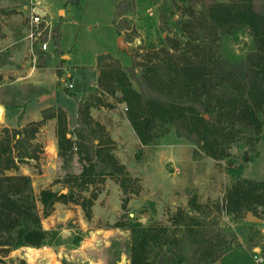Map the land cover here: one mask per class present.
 Instances as JSON below:
<instances>
[{
	"label": "rangeland",
	"instance_id": "obj_1",
	"mask_svg": "<svg viewBox=\"0 0 264 264\" xmlns=\"http://www.w3.org/2000/svg\"><path fill=\"white\" fill-rule=\"evenodd\" d=\"M66 1L0 0V103L8 106L5 123L11 128L17 127L19 120L30 123L49 107L65 112V133L71 148L59 156L56 119L45 120L31 141L35 159L18 164V173L30 176L37 199L41 191L51 190L48 188L53 192L65 190L69 197L58 202L74 211L78 208L82 217L78 220L73 216L45 229L57 235L49 245L37 248L41 256L34 262H27L28 247H23L0 254V264H106L115 259L116 247L110 250L108 246L116 241L123 252L131 243L136 223L148 228L147 249L150 259H156L167 256L166 238L183 236L186 215L211 226L208 242L200 247L202 258H209L221 247L225 252L213 264H262L264 198L255 202L257 198L247 196L241 201L246 205L237 207L233 202L229 212L227 196L235 185L246 189L249 184L264 182V107L258 113L260 132L244 130L234 143L223 145V158H214L198 145L178 137L171 126L163 134L157 127L158 138L143 145L127 119L120 91L110 94L95 86L97 73L125 71L134 59H144L146 49L158 50L161 37L166 36L176 38L181 47L188 38L198 36L205 47H216L218 52L231 50L243 57L252 49L248 29L227 38L198 30L191 33L189 28L183 35L177 33L169 16L174 13L175 18H186L183 12L189 6L200 11L202 5L195 0L189 4L133 0V8L117 18L116 25L113 16L118 0H79L77 5ZM32 8L46 12L33 28L35 58L29 52L27 39ZM118 36L127 44L126 52L117 47ZM43 43L47 45L44 51L39 48ZM107 76L104 83L116 87L118 77ZM93 93L97 97L88 100L91 107L84 116L101 155L88 163L75 136L76 100L87 99ZM49 140L52 145L48 144L46 150ZM81 205L89 216H85ZM36 208L42 217L38 200ZM247 212L261 222H246ZM46 224L47 218L42 217V228ZM82 237H88L87 247L81 246ZM193 250L187 253L196 260L199 255H193ZM128 263L123 252L116 264Z\"/></svg>",
	"mask_w": 264,
	"mask_h": 264
},
{
	"label": "trees",
	"instance_id": "obj_2",
	"mask_svg": "<svg viewBox=\"0 0 264 264\" xmlns=\"http://www.w3.org/2000/svg\"><path fill=\"white\" fill-rule=\"evenodd\" d=\"M176 1L190 3V0ZM197 1L202 5L200 11L195 12L189 6V10L183 12L186 18H175L174 13L169 16L177 33L182 32L183 35L189 28L191 33L198 30L212 36L222 34L227 38L246 28L252 49L241 57L231 50L218 52L216 47L215 50L205 47L198 36L186 38L182 47L176 38L161 37L158 50L146 49L142 56L144 59L140 62L134 59L133 65L125 71L99 72L96 86L101 92L109 91L110 94L116 89L120 91L127 119L143 145L158 138L157 127L163 134L167 132V126H171L178 137L198 145L214 158H223V145L234 143L235 137L244 130L260 132L258 113L264 107V0L262 3L261 0L194 2ZM78 3L79 0L66 1L70 5ZM132 8L133 0H118L113 23L116 25V19ZM116 31H119L117 26ZM114 74L118 77L115 79L116 87L115 84H105L104 78L106 80L107 75L112 77ZM96 95L93 93L87 99L76 100L75 136L81 154L84 153L83 159L88 163L101 155L100 145L91 138L84 116L91 107L88 100ZM96 100L98 105H102L99 99ZM47 110L49 113L46 115ZM50 119L57 122L58 154L62 156L67 148H71V142L65 133L66 114L60 108H47L35 122L22 127H3L0 131V254L23 247L41 248L49 245L57 235L54 230L42 228L41 218L50 215L56 202L67 200L69 193L43 190L37 199L30 176L18 173V164L26 159H35L33 150H30L31 141L43 122ZM97 166L102 168L100 164ZM242 188L235 185L228 192L229 212L233 202L237 207L246 205L241 201L247 196L257 198L255 202L264 198V182ZM37 200L42 205V217L36 208ZM81 207L85 216H89L87 209L83 205ZM183 220V236L166 238L167 256L160 255L156 259H150L147 249L148 228L134 224L131 243H127L123 251L127 254L128 264H213L223 255L225 250L218 247L209 258H202L200 247L208 242L211 226L196 216L186 215ZM118 245L112 241L108 246L110 250L116 247L115 259L106 264L118 262L123 253ZM194 248L193 255H199L196 260L187 253Z\"/></svg>",
	"mask_w": 264,
	"mask_h": 264
},
{
	"label": "crops",
	"instance_id": "obj_3",
	"mask_svg": "<svg viewBox=\"0 0 264 264\" xmlns=\"http://www.w3.org/2000/svg\"><path fill=\"white\" fill-rule=\"evenodd\" d=\"M44 14H46V12H44ZM97 76H98V73H97ZM93 88H91V90ZM0 107L2 108L0 129H2L3 127L11 128L5 123V119H6L5 118V113H6L5 109L8 108V106L7 105H3V104L0 103ZM40 113H41V111H40ZM40 115L41 114L38 115L37 119H35L33 121H30V122H35V121L39 120L40 119ZM66 121H67V116H66ZM27 123H29V122H25V121H20L19 120L18 126L22 127V126H24ZM48 144L52 145L50 140L45 143V149L46 150L48 148ZM48 189H51V191H54L53 188H48ZM93 214H94V212H93ZM73 216H76V218L78 220H80V218L82 217V215L80 214L78 208L74 211L68 205H65L64 203L56 202L53 205V209H52L50 215L46 217L47 218V224H46V226H43V229H49L51 227H54L56 223H61L64 220L71 219ZM88 241H89L88 237H82V239L80 241L81 242V246L84 247L85 245H87V243H89ZM85 247H87V246H85Z\"/></svg>",
	"mask_w": 264,
	"mask_h": 264
},
{
	"label": "built area",
	"instance_id": "obj_4",
	"mask_svg": "<svg viewBox=\"0 0 264 264\" xmlns=\"http://www.w3.org/2000/svg\"><path fill=\"white\" fill-rule=\"evenodd\" d=\"M36 10H40V11H44L41 8H32L30 16H29V26L31 28L30 33L27 35V39H29V52L30 54L34 57V44L36 41V37H35V32L33 31V28H36L42 21V19L44 18V15H41L39 12H37ZM41 50H46L47 45L45 43L41 44V46L39 47ZM35 58V57H34ZM71 84L68 85V88H71Z\"/></svg>",
	"mask_w": 264,
	"mask_h": 264
},
{
	"label": "water",
	"instance_id": "obj_5",
	"mask_svg": "<svg viewBox=\"0 0 264 264\" xmlns=\"http://www.w3.org/2000/svg\"><path fill=\"white\" fill-rule=\"evenodd\" d=\"M37 12H39L41 15H44V12L40 11V10H36ZM63 10L59 11V14L62 12ZM117 47L120 50H124L125 52L127 51V44L124 42V39L122 36H118L117 37ZM1 114H2V108L0 107V121H1ZM206 117V116H205ZM63 194L65 193V190H63L62 192ZM245 221L249 222V223H260L261 219L258 218L257 216H255L252 212H247L245 215Z\"/></svg>",
	"mask_w": 264,
	"mask_h": 264
},
{
	"label": "bare ground",
	"instance_id": "obj_6",
	"mask_svg": "<svg viewBox=\"0 0 264 264\" xmlns=\"http://www.w3.org/2000/svg\"><path fill=\"white\" fill-rule=\"evenodd\" d=\"M40 256H41V252L39 251V249L31 248V247L27 248V253H26L27 262L32 263L36 259H38V257H40Z\"/></svg>",
	"mask_w": 264,
	"mask_h": 264
}]
</instances>
